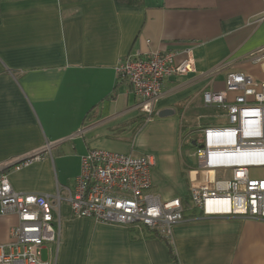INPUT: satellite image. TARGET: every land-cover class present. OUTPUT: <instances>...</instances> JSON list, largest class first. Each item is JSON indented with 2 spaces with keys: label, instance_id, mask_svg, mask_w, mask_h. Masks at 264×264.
<instances>
[{
  "label": "crops",
  "instance_id": "crops-1",
  "mask_svg": "<svg viewBox=\"0 0 264 264\" xmlns=\"http://www.w3.org/2000/svg\"><path fill=\"white\" fill-rule=\"evenodd\" d=\"M190 47L194 70L167 78L147 121L122 58ZM264 0H0V165L41 150L28 165L8 166L21 193L65 197L91 149L150 155L149 191L179 198L186 219L171 228V249L155 235L71 215L62 200L53 264H264V219L202 216L188 201L202 129L227 124L207 106L229 73L264 83ZM235 94H229L232 99ZM170 113L158 116V112ZM195 157V164L187 155ZM9 168V169H8ZM221 178L229 171H220ZM14 215L0 216V242ZM44 253V257H43Z\"/></svg>",
  "mask_w": 264,
  "mask_h": 264
},
{
  "label": "built area",
  "instance_id": "built-area-1",
  "mask_svg": "<svg viewBox=\"0 0 264 264\" xmlns=\"http://www.w3.org/2000/svg\"><path fill=\"white\" fill-rule=\"evenodd\" d=\"M263 56L260 51L253 60ZM194 64L190 47L149 51L120 59L116 74L130 85L137 108L150 115L164 81L192 72ZM229 94L235 95L230 99ZM202 100L207 106L225 107L227 124L202 129V140L195 149L197 168L190 176V207L202 216L264 219V83L242 72L229 73L224 89L207 90ZM44 149L14 163L16 159L11 166L40 160ZM5 165H0V216L12 214L17 222L7 241L0 242V264H52L42 258V249L47 243H58L62 200L73 217L146 227L167 239L172 226L186 219L179 198L161 200L149 191L150 155L91 149L80 158L79 173L65 197L59 189L53 195L15 191L7 167L1 169ZM220 171H229V177H213ZM202 174L209 177L202 179Z\"/></svg>",
  "mask_w": 264,
  "mask_h": 264
},
{
  "label": "trees",
  "instance_id": "trees-1",
  "mask_svg": "<svg viewBox=\"0 0 264 264\" xmlns=\"http://www.w3.org/2000/svg\"><path fill=\"white\" fill-rule=\"evenodd\" d=\"M152 115L153 114H150V115L143 114L144 121H147L150 117H152ZM6 170L7 169H5V171ZM191 209H193V208H191ZM193 210H195V209H193ZM130 233L135 234V235H138V236H142V235H155V236H158V237L164 239L166 241V243L168 244V246L170 247V249H171V246L172 245L170 243V239H167V238H164L162 236H159V235H157L156 233H154L153 231H151L150 229H148L146 227L130 228Z\"/></svg>",
  "mask_w": 264,
  "mask_h": 264
},
{
  "label": "rangeland",
  "instance_id": "rangeland-1",
  "mask_svg": "<svg viewBox=\"0 0 264 264\" xmlns=\"http://www.w3.org/2000/svg\"><path fill=\"white\" fill-rule=\"evenodd\" d=\"M188 157H187V159H188V161H190L192 164H195V157H193L192 155H187ZM201 174H199V176H200ZM198 176V177H199ZM204 177L206 178V177H209L208 175L206 176V175H203L202 174V179H204ZM213 177H215V178H218V177H221V173H217V172H215V173H213ZM45 255H44V253H43V257H44Z\"/></svg>",
  "mask_w": 264,
  "mask_h": 264
},
{
  "label": "water",
  "instance_id": "water-1",
  "mask_svg": "<svg viewBox=\"0 0 264 264\" xmlns=\"http://www.w3.org/2000/svg\"><path fill=\"white\" fill-rule=\"evenodd\" d=\"M167 113H170L169 110H162V111L158 112L157 115H158V116H162V115L167 114ZM21 160H22V159H18V160H16L14 163L19 162V161H21ZM14 163H9V164L3 166L1 169L6 168V167H8V166H11V165L14 164Z\"/></svg>",
  "mask_w": 264,
  "mask_h": 264
},
{
  "label": "bare ground",
  "instance_id": "bare-ground-1",
  "mask_svg": "<svg viewBox=\"0 0 264 264\" xmlns=\"http://www.w3.org/2000/svg\"><path fill=\"white\" fill-rule=\"evenodd\" d=\"M226 208V207H225Z\"/></svg>",
  "mask_w": 264,
  "mask_h": 264
}]
</instances>
